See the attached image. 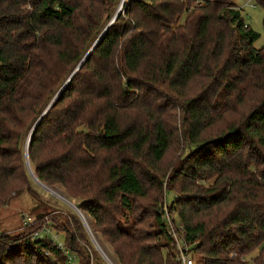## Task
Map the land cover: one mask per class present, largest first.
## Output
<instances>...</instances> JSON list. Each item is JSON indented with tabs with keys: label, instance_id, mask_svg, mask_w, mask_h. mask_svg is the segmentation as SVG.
<instances>
[{
	"label": "trees",
	"instance_id": "trees-1",
	"mask_svg": "<svg viewBox=\"0 0 264 264\" xmlns=\"http://www.w3.org/2000/svg\"><path fill=\"white\" fill-rule=\"evenodd\" d=\"M119 2L0 0V209L23 192L38 198L25 143L66 82L33 132L28 162L41 183L76 201L119 264H179L175 249L163 254L173 239L160 206L140 202L159 194L175 121L184 153L167 205L195 264H264L258 33L232 0H124L68 80ZM28 218L20 233H0V264H89L75 216L55 225L61 247L40 232L44 214Z\"/></svg>",
	"mask_w": 264,
	"mask_h": 264
},
{
	"label": "rangeland",
	"instance_id": "rangeland-1",
	"mask_svg": "<svg viewBox=\"0 0 264 264\" xmlns=\"http://www.w3.org/2000/svg\"><path fill=\"white\" fill-rule=\"evenodd\" d=\"M121 0L116 6V11L119 10V13L123 7H120ZM232 6L235 8H238L241 10L242 17L244 19V22L250 26V28L258 33L257 38L253 41V47L258 49L264 46V28L262 24L263 19V13L264 10L261 6L257 5L255 3V0H232ZM115 11V13H116ZM114 13V15H115ZM118 13V14H119ZM113 15V16H114ZM112 16V17H113ZM225 123V122H224ZM178 131L176 132L178 137H175V142L170 147L165 159L160 164L163 168V178H162V186L161 189L158 190V195L155 193H152L153 190H150L146 197L140 200L141 204L146 206L147 208L157 206L159 208V212L162 213L163 217V211L165 207V203L170 201V199L176 194V192L172 191L170 185H169V179L171 178V175L173 174V169L175 168L176 164L178 166L180 162V156L182 155L183 149H184V140L179 139L180 137V130H179V121H175L174 123ZM32 129V128H31ZM224 124L222 122H219L215 125L213 132L216 133L217 130H223ZM31 131V130H30ZM30 133V132H29ZM29 136V134H28ZM28 139V137H27ZM26 139V143H27ZM179 139V140H178ZM25 143V147H26ZM25 153V149H24ZM25 164L27 168L26 163V157H25ZM29 164V162H28ZM30 166V164H29ZM31 168V167H30ZM32 170V169H31ZM27 172L30 176V173L27 168ZM31 186L36 190L38 193V198L34 197L32 194L28 192H23L17 196H12L8 204L0 209V233H9L12 235H15L17 233H20L22 231V228L24 224H26L28 221V217L30 216V221L35 219V217L39 214H44V223L42 225V229L40 232H44L48 234L49 237L53 238L55 241H57L59 244L58 246H63V235L64 233L56 228L59 221H62V217L65 216H75L82 225V233H83V239H81V246L83 254L85 256H88L89 264H119V262L116 259L115 252H114V246L110 242V240L104 236L100 231L95 232L92 229L90 219L80 212V214L77 212V210L74 208H78L76 206V201L71 200L67 197L64 189L62 187L55 185L54 187H49L39 184L36 182L31 176ZM63 215V216H61ZM169 215L170 222H167L168 229L171 228L175 232L176 235H178V238L181 239L182 232L179 224V219L174 213H170L169 209L164 216L166 219ZM163 217V218H164ZM164 220V219H163ZM75 224V223H74ZM56 225V226H55ZM262 246H264V241L262 243ZM174 242L172 244V248H164L163 254H165L166 250H168L170 253H173L172 250H174ZM176 251V249H175ZM256 252H253L251 255H254ZM177 255V251H176ZM192 259H194V262H196L194 256H192ZM72 258V257H71ZM74 261V259H72ZM77 261H75V264Z\"/></svg>",
	"mask_w": 264,
	"mask_h": 264
},
{
	"label": "water",
	"instance_id": "water-1",
	"mask_svg": "<svg viewBox=\"0 0 264 264\" xmlns=\"http://www.w3.org/2000/svg\"><path fill=\"white\" fill-rule=\"evenodd\" d=\"M124 0H121V5L122 6ZM119 10L116 11L115 15L111 18V20L107 23V25L105 26V28L102 30V32L100 33V35L97 37V39L95 40V42L92 44V46L89 48V50L86 52V54L84 55V57L81 59V61L78 63V65L76 66V68L74 69V71L71 73V75L69 76L68 80L73 76V74L75 73V71L80 67V65L85 61V59L88 57V55L90 54L91 50L93 49V47L96 45V43L101 39V37L104 35V33L107 31L108 27L111 25V23L116 19V17L118 16ZM66 85V82L62 85V87L59 89V91L56 93V95L53 97V99L50 101V103L47 105V107L44 109V111L41 113V115L38 117V119L36 120V122L34 123L28 139H27V143H26V147H25V157H26V163H27V168L28 171L30 173V176L39 184L43 185L34 175L33 171L31 170L29 164H28V157H27V149H28V144L30 139L32 138L33 132L36 129L38 123L40 122V120L42 119V117L46 114V112L48 111V109L53 105V103L55 102V100L57 99L58 95L60 94V92L62 91V89L64 88V86ZM44 186V185H43ZM77 212L80 214V212L78 211V208L74 207Z\"/></svg>",
	"mask_w": 264,
	"mask_h": 264
},
{
	"label": "built area",
	"instance_id": "built-area-1",
	"mask_svg": "<svg viewBox=\"0 0 264 264\" xmlns=\"http://www.w3.org/2000/svg\"><path fill=\"white\" fill-rule=\"evenodd\" d=\"M167 204H168V202L165 203V207L166 208H164L163 217L166 216V214L168 212V205ZM167 217H168L167 219L165 217L163 219H164V222H165V225H166L167 233L173 239L174 247H175V249L177 251V255H176L177 261L179 262V264H195L196 262H194V259H192V257H191V254L193 256V252L190 249L191 248V244L187 243L184 240L183 229H182V226H181L180 222L178 224V227L180 226V228H181V232H182L181 239H179L178 235L175 234V232L171 228V225H170V228L168 229L167 222L168 221L170 222L171 220H169V218H170L169 215ZM28 220H29V218H28ZM35 234H37V233H35ZM60 247H61V245H60Z\"/></svg>",
	"mask_w": 264,
	"mask_h": 264
}]
</instances>
